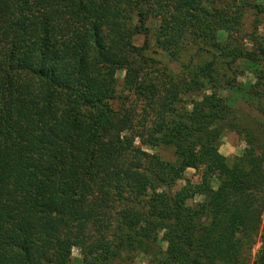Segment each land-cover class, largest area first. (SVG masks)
Listing matches in <instances>:
<instances>
[{"label":"trees","instance_id":"obj_1","mask_svg":"<svg viewBox=\"0 0 264 264\" xmlns=\"http://www.w3.org/2000/svg\"><path fill=\"white\" fill-rule=\"evenodd\" d=\"M176 11V40L186 31L194 53L144 139L175 159L140 166L130 121L109 128L115 102L157 94L146 38L168 49L167 23L151 27V0H0V264H74L73 247L80 264H247L260 230L253 264H264V121L219 94L253 98L264 115L260 4L176 0ZM226 132L245 143L231 159ZM187 169L210 179L172 192Z\"/></svg>","mask_w":264,"mask_h":264},{"label":"rangeland","instance_id":"obj_2","mask_svg":"<svg viewBox=\"0 0 264 264\" xmlns=\"http://www.w3.org/2000/svg\"><path fill=\"white\" fill-rule=\"evenodd\" d=\"M258 3L260 4V9L262 11L260 18H262L263 21L256 31V36L264 45V0H258ZM151 6L152 13L155 15L150 19L152 22L151 27L153 29H157L161 22L167 23L166 34L161 35V38L165 40L168 49H162L160 46H157L153 40V35L149 38H146L149 49H147L145 54L152 59L149 62L147 74L156 81L157 94L151 99H145L135 94H130L123 104L115 102L114 107L117 109L118 113L115 115L113 123L109 128V132L113 136L116 133L115 128L117 127V123L123 119H128L130 121V130L126 132L125 135L131 139L132 145L134 147H141L142 151H145L147 154V156L142 155L140 166L150 164L152 165L151 155L153 154L159 156L163 161H173L175 159L172 149L163 146L149 147L148 145H144V139L149 131L150 125L152 124L158 105L163 101L162 98L168 95L169 90L173 87V81H177L179 75L182 72L181 64L189 63L190 57L194 53V49L190 47L189 44H186L183 39V35L185 37L186 31H184V33L183 31L181 32L180 39L178 40H176L174 35L175 30L180 27L176 26L178 18L176 11V0H151ZM250 22L251 17L249 16L246 18L244 23V30L247 32L251 29ZM144 42L145 37L143 36L137 37L135 40V43L138 46H142ZM247 43L248 47H250L251 42L248 41ZM255 46H257L256 43H254V47ZM172 57H176V59ZM178 58L179 60L177 61ZM208 60L209 57L204 53L198 54L194 57L195 63H202ZM117 77L118 90H121L123 72H119ZM238 81L241 85H243L245 90H248L250 88V84L254 82V76L250 71H245L242 76L238 77ZM219 94L228 98L235 104V106L243 108L245 111L250 112L251 115L257 119L264 121V115H261L255 109V99H247V97L243 94L228 92L225 90H220ZM244 147L245 143L241 137L234 133L226 132L220 140L219 152L231 159L240 155ZM125 157L127 162L124 165H127L128 161H131L133 158H135L131 151H128ZM209 179L210 175L203 169H187L183 174V179L177 181V183L173 186L172 192H175L182 186H185L187 181L196 184L209 181ZM199 201V197H194V199L188 201V204L197 203ZM263 223L264 221L261 224V229ZM261 233L262 230H260L259 234L254 237V243L250 250V258L248 259L247 264H253L254 259H256L259 251L262 248ZM81 251L82 249L80 247H73L72 257L74 264H80L82 258ZM246 252L247 250H245V253ZM141 263H144V260L141 259Z\"/></svg>","mask_w":264,"mask_h":264}]
</instances>
